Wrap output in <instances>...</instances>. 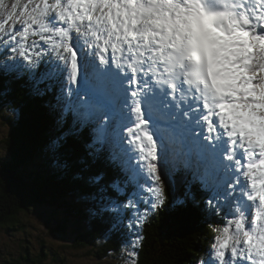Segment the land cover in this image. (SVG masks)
Returning <instances> with one entry per match:
<instances>
[{
  "label": "snow or ice",
  "instance_id": "snow-or-ice-1",
  "mask_svg": "<svg viewBox=\"0 0 264 264\" xmlns=\"http://www.w3.org/2000/svg\"><path fill=\"white\" fill-rule=\"evenodd\" d=\"M0 14V85L26 68L55 98L26 179L56 175L63 211L107 200L131 227L179 179L180 210L219 220L200 264H264V0H0Z\"/></svg>",
  "mask_w": 264,
  "mask_h": 264
},
{
  "label": "trees",
  "instance_id": "trees-1",
  "mask_svg": "<svg viewBox=\"0 0 264 264\" xmlns=\"http://www.w3.org/2000/svg\"><path fill=\"white\" fill-rule=\"evenodd\" d=\"M0 96H6L12 102L8 105L15 109V115L8 122L9 131L2 141L8 158L7 165L2 162L0 168V226L7 230L23 229L20 213L34 206L46 205L61 210L69 222L75 218L76 222L72 224L75 245L88 247L89 251L92 249L98 259L118 253L121 245L132 242L137 252L135 264H195L197 259L200 263L205 257L213 243V229L218 226L219 220L191 209L180 210L177 202L183 199L184 193L180 182L175 192L171 188L166 189V195L170 191L171 203L166 202L165 206L149 213L138 227H131L130 220L125 222L123 210H103L110 207L106 201H93L86 206L82 204L83 200L78 199L77 212L69 214L63 211L61 205L49 195V189L59 183V178L50 175L41 184H36L26 179L24 169V162L32 158L37 167L44 166L39 147L43 132L56 131L52 108L55 105L54 93L43 96L34 94L27 69L21 68L7 85H0ZM82 152L86 153L87 149H82ZM94 171L105 174V183L116 176L115 170L103 161L95 166ZM115 195L121 197L120 194ZM122 198L126 204L127 197ZM88 209H92L95 214ZM54 229L63 231L65 225L58 224ZM201 254L202 258L199 257ZM23 260L29 262V257ZM13 262L20 264L18 259Z\"/></svg>",
  "mask_w": 264,
  "mask_h": 264
},
{
  "label": "rangeland",
  "instance_id": "rangeland-1",
  "mask_svg": "<svg viewBox=\"0 0 264 264\" xmlns=\"http://www.w3.org/2000/svg\"><path fill=\"white\" fill-rule=\"evenodd\" d=\"M11 3V0H6ZM3 15L0 14V20ZM50 103V102H49ZM48 106V105H47ZM50 108V107H49ZM53 108V107H52ZM15 109L7 105L6 108H0V168L1 163L7 160L8 153L5 143L2 142L9 131V123ZM9 122V123H8ZM179 179L177 183L171 186L174 192L179 187ZM113 196L117 201L126 202L120 194ZM110 204L112 203L105 200ZM93 201H83L82 204L89 206ZM125 222H129L131 212L121 208ZM20 219L23 229L17 228L7 230L6 227L0 226V264H15L13 260L18 259L20 264H132L134 256L131 255L135 250V243L121 245L118 253H110L103 259H98L92 249L88 247H80L75 245V232L72 230L76 221L75 218L71 222L53 207L46 205L31 207L28 211L20 213ZM143 220L137 222L140 224ZM58 224H64L65 230H55ZM136 242V241H135ZM190 243V242H189ZM29 257V262L23 260ZM202 258V254L199 256ZM12 260V261H11ZM195 264H200L198 259Z\"/></svg>",
  "mask_w": 264,
  "mask_h": 264
},
{
  "label": "bare ground",
  "instance_id": "bare-ground-1",
  "mask_svg": "<svg viewBox=\"0 0 264 264\" xmlns=\"http://www.w3.org/2000/svg\"><path fill=\"white\" fill-rule=\"evenodd\" d=\"M168 194V193H167ZM171 197V196H170ZM143 228V227H142ZM186 232V231H185ZM179 243V242H178ZM181 244V243H180ZM184 245V244H183ZM184 247V246H183Z\"/></svg>",
  "mask_w": 264,
  "mask_h": 264
}]
</instances>
